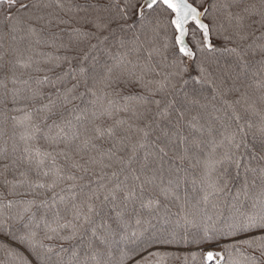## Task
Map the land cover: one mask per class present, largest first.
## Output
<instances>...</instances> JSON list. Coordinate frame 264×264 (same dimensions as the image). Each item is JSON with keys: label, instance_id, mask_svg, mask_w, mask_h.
Listing matches in <instances>:
<instances>
[{"label": "snow or ice", "instance_id": "1", "mask_svg": "<svg viewBox=\"0 0 264 264\" xmlns=\"http://www.w3.org/2000/svg\"><path fill=\"white\" fill-rule=\"evenodd\" d=\"M0 264H264V0H0Z\"/></svg>", "mask_w": 264, "mask_h": 264}, {"label": "trees", "instance_id": "2", "mask_svg": "<svg viewBox=\"0 0 264 264\" xmlns=\"http://www.w3.org/2000/svg\"><path fill=\"white\" fill-rule=\"evenodd\" d=\"M173 211H175L176 209H175V207H173V209H172Z\"/></svg>", "mask_w": 264, "mask_h": 264}]
</instances>
